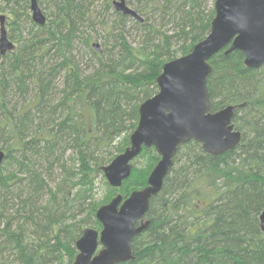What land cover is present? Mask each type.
<instances>
[{
	"label": "trees",
	"instance_id": "1",
	"mask_svg": "<svg viewBox=\"0 0 264 264\" xmlns=\"http://www.w3.org/2000/svg\"><path fill=\"white\" fill-rule=\"evenodd\" d=\"M36 1L44 25L32 21L31 0H0L14 45L0 55V264L73 263L83 230L101 229L102 167L129 146L163 64L202 41L215 15V0H125L142 20L114 9L96 52L97 0ZM127 21L141 45L128 42ZM243 60L220 51L206 79L212 112L234 106L239 144L221 155L193 140L179 146L133 258L119 264H264V65ZM141 153L121 187L107 188L126 198L146 186L159 156Z\"/></svg>",
	"mask_w": 264,
	"mask_h": 264
},
{
	"label": "water",
	"instance_id": "2",
	"mask_svg": "<svg viewBox=\"0 0 264 264\" xmlns=\"http://www.w3.org/2000/svg\"><path fill=\"white\" fill-rule=\"evenodd\" d=\"M113 7L123 15L142 20L125 0H113ZM30 11L36 25L45 24L46 17L36 0H31ZM214 11L208 35L188 54L163 64L156 79L157 93L138 108V122L129 137V146L102 167L109 186L119 188L130 176L132 161L142 148H153L159 160L146 186L126 198L116 195L96 210L101 230H83L75 242L77 255L72 264H119L133 258L132 239L148 228L150 201L161 191L179 146L193 140L201 144L205 153L221 155L239 144L241 132L232 123L234 106L210 110L206 87L211 72L209 60L222 50L225 54L237 50L246 68L264 65V0H215ZM4 22L5 16L0 15V55L14 48ZM92 48L96 52L101 49L99 43H93ZM5 158V152L0 150V165ZM259 221L264 232V209Z\"/></svg>",
	"mask_w": 264,
	"mask_h": 264
},
{
	"label": "rangeland",
	"instance_id": "3",
	"mask_svg": "<svg viewBox=\"0 0 264 264\" xmlns=\"http://www.w3.org/2000/svg\"><path fill=\"white\" fill-rule=\"evenodd\" d=\"M101 4H102V0H97V2H95V5H96L95 14L97 16V17H95L96 18L95 19L96 20V23H95V37L97 38V42L100 43V44H102V42L105 39H107V37H108L106 35V32L104 31V24L107 23V22H110V21H112L114 19L113 11H115L113 5H112V8L110 10L100 9L99 6L102 8ZM126 28H127V39H128V42L130 44H132V46H135V47L141 45V43L143 41V38H142L141 34L139 33V31H137L136 28L134 27V23L132 21H127L126 22ZM91 123L92 122L87 121V124H88L89 127H91V125H92ZM68 156H69V153H66L64 159L66 160ZM141 158L143 159L142 153L139 154V156H137L132 161V164H134V162L136 160L141 159ZM58 172H59V170H57L56 172L54 171L55 176H57ZM107 186L105 187V186L102 185L101 188L99 187V189H98L97 197L100 200L102 199V204L100 206L110 202V200L112 198H114L116 195H122L121 191L109 189L111 186L109 188H107ZM119 188H114V189H119ZM138 190H140V189H138ZM92 229H94V228H92ZM95 230L100 231L101 229H95ZM99 249H100V247L97 249V251Z\"/></svg>",
	"mask_w": 264,
	"mask_h": 264
},
{
	"label": "bare ground",
	"instance_id": "4",
	"mask_svg": "<svg viewBox=\"0 0 264 264\" xmlns=\"http://www.w3.org/2000/svg\"><path fill=\"white\" fill-rule=\"evenodd\" d=\"M100 45V44H99Z\"/></svg>",
	"mask_w": 264,
	"mask_h": 264
}]
</instances>
